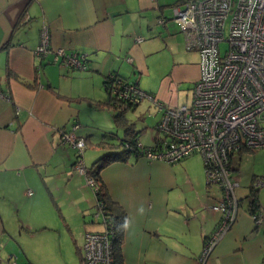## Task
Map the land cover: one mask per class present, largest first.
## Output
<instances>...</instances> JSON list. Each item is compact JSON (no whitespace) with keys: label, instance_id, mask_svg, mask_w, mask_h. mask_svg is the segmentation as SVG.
<instances>
[{"label":"crops","instance_id":"0c3cea01","mask_svg":"<svg viewBox=\"0 0 264 264\" xmlns=\"http://www.w3.org/2000/svg\"><path fill=\"white\" fill-rule=\"evenodd\" d=\"M181 1L0 0V91L5 93L0 95V264H41L36 256L49 252L81 255L84 233L103 229L89 176L75 168V149L60 142V131L79 124L75 132L86 140L85 168L98 149L103 152L91 165L109 150L101 142L124 137L126 123L111 118L121 107L109 104L106 74L137 82L165 107L190 104L199 55L186 48L172 19V8ZM43 25L51 48L87 54L85 69L51 62L52 53H35ZM85 109H107L116 126L84 120ZM134 111L141 118L151 114L147 132L124 112L127 123L140 130L141 143L154 145L159 109L143 99ZM249 151L230 157L238 182L236 219L204 264H264V185L255 190L260 224L249 210L251 184L264 178V162H250ZM190 156L169 163L130 155L99 170L103 189L125 213L121 264H200L203 241L220 217L211 206L221 192L208 182L203 160Z\"/></svg>","mask_w":264,"mask_h":264},{"label":"built area","instance_id":"2783aa9c","mask_svg":"<svg viewBox=\"0 0 264 264\" xmlns=\"http://www.w3.org/2000/svg\"><path fill=\"white\" fill-rule=\"evenodd\" d=\"M172 19L185 35L188 47L199 55V75L192 87L191 102L165 107L151 93L129 86L136 94L131 98L135 103L146 99L159 109L161 115L154 128L160 137L153 146L126 141L124 147L139 156L169 163L193 153L202 155L208 182L217 184L221 192L211 206L219 212V220L204 239L199 254V263L204 264L217 240L236 219L239 201L234 190L238 182L231 172V155L241 149L264 147V0H182L172 8ZM223 40L228 46L221 52L219 43ZM35 53H52V62L77 69L86 67V53L51 48L46 25L41 28ZM0 95L5 93L0 91ZM119 95L129 98L130 93L125 89ZM78 127L75 122L70 129L61 130L60 142L75 149L74 166L85 174L81 156L86 142L76 134ZM87 183L95 193L97 186L91 177ZM262 185L264 178L254 179V188ZM95 207L103 229L84 233L80 264H115L113 219L106 218L96 202ZM251 215L256 225L262 222L259 213Z\"/></svg>","mask_w":264,"mask_h":264},{"label":"trees","instance_id":"16d2710c","mask_svg":"<svg viewBox=\"0 0 264 264\" xmlns=\"http://www.w3.org/2000/svg\"><path fill=\"white\" fill-rule=\"evenodd\" d=\"M87 59V57H86ZM52 62V61H51ZM87 62V61H86ZM85 69V68H84ZM120 80V82H119ZM103 85L104 88L109 96V104L113 107H121L120 110L115 111L113 113V118L115 122L118 123H126L124 126V137L120 139L118 142H101L102 146H107L109 150L103 153L102 156L97 158L91 166L88 168L84 167L85 174L88 175L93 179L94 184L97 186L95 191V198L96 203L98 206L102 207L106 212V218L112 217L113 219V250H114V258L115 264H121V253H120V244L122 241V231H123V223L125 219V213L123 212L122 208L113 202L107 192L103 189V184L100 180L99 170L109 161L118 159V160H126L130 155L137 157L139 154L129 148L124 147L125 142H129L132 145H136V141H140L138 138L140 130H135L131 125L132 123H127L126 118L124 116V112L128 109H135L138 103H135L132 97H136L133 90L129 89V86H133L136 88H140L137 85V82L131 81L116 72H110L106 74L103 78ZM125 89L129 90L130 96L126 98L124 96L119 95L120 92L124 91ZM134 94V95H133ZM153 95V94H152ZM155 126V124H154ZM157 132V131H156ZM159 135L157 132L156 136V143L159 139ZM85 139V138H84ZM86 142V140H85ZM153 146V145H151ZM247 150H254V149H247ZM256 150V149H255ZM254 180V179H253ZM253 182L251 184V203L249 206L250 213H253L257 208L256 198H255V190ZM80 255V253H79ZM81 260V255H80ZM264 263V262H262Z\"/></svg>","mask_w":264,"mask_h":264},{"label":"rangeland","instance_id":"374dc122","mask_svg":"<svg viewBox=\"0 0 264 264\" xmlns=\"http://www.w3.org/2000/svg\"><path fill=\"white\" fill-rule=\"evenodd\" d=\"M229 20H230V18H228L227 22H226V29H225L226 30L225 31L226 36H227ZM227 46H228V42L226 40L221 41L219 43L220 51L223 52L227 48ZM186 48L189 49L190 47H188V45L186 44ZM85 104H87V102H85ZM104 106L107 107V105H104ZM85 107H87V106H85ZM88 110L89 109H85L81 112V117L84 120L86 119V121H87L90 119L89 117H92L94 119L96 125L98 124L101 126H108V127H109V125H111V126L114 125V127L116 126L115 122H113L109 119L110 113L108 112L107 109L100 110V111L99 110L88 111ZM126 115L128 117L127 120L134 122V123L139 122V125H146L147 132H151V130H152L151 126H152V122H154V120L152 118H150V116H147V115L143 116L144 119H142L143 117L141 118L140 114H137V112H135L134 109H128L126 111ZM112 117L113 116H111V118ZM262 124H264V122H262ZM145 136H147V133ZM87 145L89 146L87 150L91 151L92 150L91 145H89V144H87ZM98 150H100L99 153L102 154L103 151L101 149H98ZM251 151H249L251 153L250 162L253 160H256V162L259 164L261 162H264V147H261V148L254 150L255 153L259 152L258 155H256V156H252V155H254L253 154L254 152L252 153ZM96 153H98V151ZM100 154H97L95 156V158L98 157V155H100ZM190 157H195V158L199 157V158H201V160H203L202 155L200 153H193V154H191ZM93 160H91V162ZM91 162L89 164H86V166L89 167L91 165ZM214 185H217V184L214 183ZM58 248H60V244L58 246L55 245V249L58 250ZM63 248H64V245H63ZM64 251L65 250H63L62 252H64ZM36 259L41 264H80V256H79V254H76L74 250H72V253H70V254H69V252H67V255H64V253H63V255H61V257L58 255L53 256V254L49 252L48 254H41V255L36 256ZM34 264H36V263H34Z\"/></svg>","mask_w":264,"mask_h":264},{"label":"water","instance_id":"95a60500","mask_svg":"<svg viewBox=\"0 0 264 264\" xmlns=\"http://www.w3.org/2000/svg\"><path fill=\"white\" fill-rule=\"evenodd\" d=\"M256 226V225H255Z\"/></svg>","mask_w":264,"mask_h":264}]
</instances>
